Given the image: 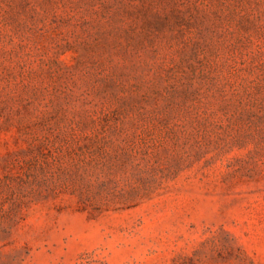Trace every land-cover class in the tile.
Masks as SVG:
<instances>
[{"label":"rangeland","instance_id":"obj_1","mask_svg":"<svg viewBox=\"0 0 264 264\" xmlns=\"http://www.w3.org/2000/svg\"><path fill=\"white\" fill-rule=\"evenodd\" d=\"M0 264H264V0H0Z\"/></svg>","mask_w":264,"mask_h":264}]
</instances>
